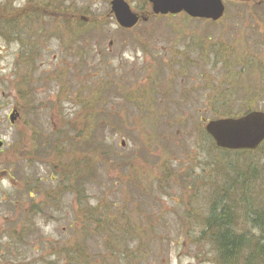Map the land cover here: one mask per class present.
Returning a JSON list of instances; mask_svg holds the SVG:
<instances>
[{
  "label": "rangeland",
  "instance_id": "1",
  "mask_svg": "<svg viewBox=\"0 0 264 264\" xmlns=\"http://www.w3.org/2000/svg\"><path fill=\"white\" fill-rule=\"evenodd\" d=\"M56 1L63 12H54ZM110 1L0 0V264H63V247L73 240L68 225L79 224L77 183L86 190L87 204L99 202L102 210L123 204L120 214L132 227L133 219L144 218L142 251L131 264H214L203 220L229 183L234 189L226 203H235L236 230L259 235L245 216L264 218V147L225 156L196 132L220 115L264 112V13L229 1L217 24L152 18L122 31ZM125 1L137 13L151 11L146 0ZM80 16L100 25L65 28L64 19L71 23L70 17ZM78 48L83 60L82 52L76 58ZM179 48L190 51L186 99L175 80L181 58L163 55ZM114 71L119 74L111 79ZM191 73L201 92H192ZM111 80L125 87L123 94L93 102L90 91ZM144 106L156 111L155 119L149 121ZM13 110L19 117L10 125ZM78 124L84 129L73 130ZM214 163H230L234 170L223 177L214 173ZM62 185L68 194L62 195ZM30 187L36 188L28 197ZM141 192L149 196L143 214L136 211ZM62 197L60 207L50 206ZM42 201L58 211L46 223L35 218L25 234L18 225L24 212ZM40 221L52 224L51 231ZM113 264H120L117 253Z\"/></svg>",
  "mask_w": 264,
  "mask_h": 264
},
{
  "label": "trees",
  "instance_id": "2",
  "mask_svg": "<svg viewBox=\"0 0 264 264\" xmlns=\"http://www.w3.org/2000/svg\"><path fill=\"white\" fill-rule=\"evenodd\" d=\"M56 2L57 4L55 5L54 12L57 11L63 12L62 2H58V1ZM45 8L52 10L53 5L46 4ZM70 18L72 20L71 23L66 22L67 21L66 19L63 20L65 28H67L68 25L71 26L75 25L77 29L80 28V26L82 28H85L86 26L88 27L93 26V28H95L96 26L100 25V23H96V22H90V23L81 22L80 20L78 21L73 17ZM153 18L156 20L165 19V18L168 20L181 19L182 20L181 23L185 25L190 23V19L186 18L185 16L183 18L170 17V16L163 18V17L154 16ZM198 21L205 22L202 20H198ZM209 23L206 22V24ZM167 29H171V28L168 27ZM86 30L88 31V29ZM201 41H199L200 46H201ZM70 42L71 44L74 45H77L78 43L75 39H71ZM81 49L82 48H78V52H76V58L78 55L79 58L81 59L80 53L82 52L83 54L84 52V50L82 49L81 51ZM189 52L190 51H188L187 49L179 48L176 51L167 52L166 54L165 52L163 53L164 56H167L168 54L173 55L174 53H178V56L181 58V60H179L175 64L179 68V70H177L178 73L176 75L175 80L182 86L181 92L183 99H186L188 97V92H185L184 87H186L188 82L187 81L188 73L185 71V69L189 67L190 64V60L188 58ZM156 53H157L156 55L159 54L158 52ZM83 57L84 54L81 60H83ZM151 69L152 67L146 68V70H144L143 72L144 79H142V81L148 79L149 73H151L150 72ZM117 73L115 71L111 72L110 74H112V76L114 74L113 78L111 79L116 78ZM125 73L131 77L130 72L128 73L125 72ZM127 75L124 77V79L127 77ZM137 76L142 77V75H137ZM192 76L194 77L195 81L192 80ZM93 77H97V75L93 74L91 78ZM191 81H192V92L193 93L201 92L199 90L201 89V83L197 81V78L192 73H191ZM100 86L101 89H93L90 91V97L93 100V102L98 100L101 101L105 100V98H107L109 95L112 94L114 95L117 94L118 96H120L121 94H123L125 89L124 86H119L116 81H112V80L107 81L105 84L101 83ZM103 86H105L106 88H104ZM159 87H160L159 85L158 87L153 86L152 93L153 94L158 93ZM145 90L147 91V89ZM209 96H211L209 92L208 94L205 93L204 101L209 100L210 98ZM126 97H128L127 94ZM133 108L136 109L135 106ZM142 110L147 113V116H150L149 121L155 119L156 111L152 107L147 108L144 106ZM203 114L200 116L201 122L207 119V117L204 116ZM220 116L224 117L228 115L224 114L223 116L222 115ZM183 119L184 118L178 120V123H180L181 120ZM154 121H158V120H154ZM157 123L158 122H151V125H156ZM79 127L80 126L78 124L77 126H74L73 130L84 129V127L82 126L81 128ZM196 135H198V137L202 138L203 140L205 138L208 140L207 138L208 136L206 137V135L204 134V132L201 131V129H198V134L196 132ZM212 146L208 148L210 151H213ZM261 147H264V145H262ZM218 151L225 156L234 155L228 151L226 152L221 150ZM235 154H245V152H237ZM212 166L214 167V173L222 172L223 177H226L229 171L234 170V166L231 165L230 163H226V164L214 163L212 164ZM236 169L237 171H240L241 167L238 166L236 167ZM96 171L91 172L92 173L91 175L94 176V174L97 173ZM240 176L242 175H239V177ZM81 179L85 181L86 176H82ZM77 184H78L77 192L74 196V200H75V206H77L78 209L74 215L75 217L74 220L76 219L79 220V227H76L73 223L68 225V228L71 232L70 236L73 238V240L71 242L69 241L70 243L68 242L69 245H65L63 247V250H65L64 251L65 256L61 259V261H63V264H113L114 256L116 255V253L120 258V264H131V260L134 259V257L142 251L144 227H145L144 218H140V219L138 218L136 220L133 219L132 220L133 227H132L130 225L129 219H127V216L120 214L121 211H125L123 204L120 205L116 204L111 206L110 209L105 208L104 210H102L101 207L99 206V202H97L95 205L94 203L87 204V197L85 195L86 190L79 183ZM103 184L104 183H102V185ZM241 184L242 183L238 181L236 186H239ZM233 189L234 187L232 183H229L227 186H225L222 196L218 197L216 200H214L211 203L208 209L209 211L207 217L205 220H203L205 228L204 231L202 232L204 237L207 236L208 241L212 245L213 253H214V264H263L264 218H261L260 216L254 214L253 212H251V214H246L245 216L246 219L249 221V223L252 224L253 228L258 230L259 232L258 236L251 234L250 231L236 230V225H235L236 215L234 209L235 203L233 200H230L229 204L226 203V201H228L230 195L232 194ZM61 190L62 193H66V191H68V186L62 185ZM241 191L243 190L241 189ZM148 197H149L148 195H143V193L141 192V202H143V204L142 206L137 205L136 211H139L140 213L143 214V209L144 208L147 209L148 207L147 203L145 202V199ZM245 205L247 206V204ZM153 218L154 217L149 216L146 220L148 221V223H151L153 221ZM161 218L162 217H160L158 220L161 222L158 223V225L163 226L166 223L162 222ZM121 220H123V222H121ZM135 226L137 227L138 231H133V228ZM95 227L97 231L96 233L94 231ZM129 227L132 229L133 232L129 231ZM157 231H159V229H157ZM27 232H25V234ZM63 250L62 248L60 249V254H62ZM51 264H55V262L51 260Z\"/></svg>",
  "mask_w": 264,
  "mask_h": 264
},
{
  "label": "water",
  "instance_id": "3",
  "mask_svg": "<svg viewBox=\"0 0 264 264\" xmlns=\"http://www.w3.org/2000/svg\"><path fill=\"white\" fill-rule=\"evenodd\" d=\"M148 15H137L124 0H111L110 14L121 29H132L138 22H146L149 16L184 14L192 19L216 22L222 17L221 0H147ZM86 21L84 17L80 18ZM17 114L12 113L9 122L13 124ZM204 132L213 145L224 151H254L264 141V112L251 111L241 117L220 118L205 123ZM2 142L0 141V147Z\"/></svg>",
  "mask_w": 264,
  "mask_h": 264
},
{
  "label": "flooded vegetation",
  "instance_id": "4",
  "mask_svg": "<svg viewBox=\"0 0 264 264\" xmlns=\"http://www.w3.org/2000/svg\"><path fill=\"white\" fill-rule=\"evenodd\" d=\"M229 1H234L235 3H237L238 5H240V4H244L245 6L244 7H247L248 9H250V11H252V12H254V11H258V12H263L264 13V0H221V2H222V4L224 5V10H225V6L227 5L226 3H228ZM148 4V3H147ZM132 11H133V9H132ZM133 12H135V11H133ZM137 15H142V16H146V15H148V12H139V13H137V12H135ZM224 14V13H223ZM186 18H189L190 19V17L189 16H185ZM149 20H150V18H148ZM148 20V21H149ZM143 23V22H142ZM81 76V75H80ZM82 78H83V76H82ZM18 114V113H17ZM10 115V114H9ZM18 117H19V114H18V116H17V118H16V120H15V122L17 121V119H18ZM182 118V117H181ZM181 118H179V119H181ZM11 125V124H10ZM16 181V180H15ZM15 181H13L14 183H16ZM41 180L40 179H37L36 180V182L37 183H39ZM27 186L29 187L30 186V183H27ZM36 187H33V188H31L30 187V189L29 190H27L25 193H26V195L28 196V197H31V194H32V192L34 191V189H35ZM24 191H25V188H24ZM66 194H68V192H66V193H62V195H66ZM62 201H63V197L62 198H60L59 200H57L55 203H53L52 205H50V206H52V207H60V205L62 204ZM50 206H48V207H46L45 206V201H42V202H39V203H37V205H34L33 207H31V205L28 207V208H30V209H28L29 211H27V212H24V215L22 216V218L21 219H23V221H21V222H19V224L18 225H20V226H22L21 228L24 230V231H29L28 229L29 228H31V227H33V225H34V221H35V218H37V217H40V218H42L43 220H45V223L47 222V220L49 221V220H51V219H53L52 218V216L54 215V214H56V212L58 211V210H56V211H53L52 209H51V207ZM76 211H77V209H78V207L76 206ZM47 215V216H46ZM48 217V218H47ZM77 220V219H76ZM79 221V220H78ZM75 225V224H74ZM26 226V227H25ZM24 227H25V229H24ZM78 227H79V224H78ZM48 264H51V263H48Z\"/></svg>",
  "mask_w": 264,
  "mask_h": 264
},
{
  "label": "clouds",
  "instance_id": "5",
  "mask_svg": "<svg viewBox=\"0 0 264 264\" xmlns=\"http://www.w3.org/2000/svg\"><path fill=\"white\" fill-rule=\"evenodd\" d=\"M39 223H40V225L43 227V229H44L45 232H50L51 229H52V227H53L52 224H49V225H47L46 227H44L42 221H40Z\"/></svg>",
  "mask_w": 264,
  "mask_h": 264
}]
</instances>
